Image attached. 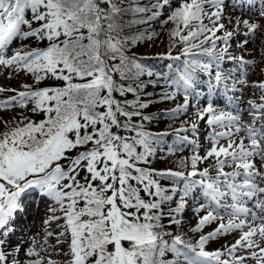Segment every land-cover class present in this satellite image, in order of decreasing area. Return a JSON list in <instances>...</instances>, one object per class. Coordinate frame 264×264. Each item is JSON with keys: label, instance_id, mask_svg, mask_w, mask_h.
Instances as JSON below:
<instances>
[{"label": "snow or ice", "instance_id": "6c2138e0", "mask_svg": "<svg viewBox=\"0 0 264 264\" xmlns=\"http://www.w3.org/2000/svg\"><path fill=\"white\" fill-rule=\"evenodd\" d=\"M105 3L107 7H101ZM222 4L223 0H181L172 9L170 0H156L152 6V17L169 8L165 23L175 25L171 36L183 47V64L169 65L170 73L160 74L173 89L163 93L162 99L178 94L184 97V104L173 110V117L187 111L193 95L200 100L201 93L195 90L197 70L209 73L215 63L216 82L223 77L217 61L227 55L232 33L215 37L224 27L219 23ZM206 5L217 11H206ZM126 11L147 13L149 8L129 5L125 9L120 0H0V64L31 74L35 85L48 78L62 82L57 87L24 84L22 91L11 90L15 95L0 103V110L31 106L32 113L44 117L37 122L21 113L14 125L5 121L6 130L0 134V248L32 190L55 201L63 213L51 219L64 220L60 235L68 240L66 264H246L249 259L264 264V171L253 163L258 157L264 164V128L242 124L238 106L233 111H218L209 100L203 109H197L198 118L206 116L213 128L206 155L200 156L197 148L190 165L183 162V167L191 169L186 173H157L142 167L150 163L154 146L162 141L133 123V117L141 113L127 111L129 102L122 103L114 95L136 91L119 83L115 75L127 79L130 64L137 76L146 71L145 66L125 55L128 40L120 38V19ZM205 16L209 25L203 23ZM244 24L248 33H254L256 25ZM29 38L47 41V46L6 55L16 41ZM217 39L223 40L224 49L213 56ZM206 42L210 46L204 47ZM198 53L208 56L209 61L200 60ZM147 74L152 76L153 72L147 70ZM259 87L264 91V83ZM147 106L139 102L132 105ZM252 107L249 114L254 120L264 119V115H257L264 113V103ZM190 131L196 133L195 124ZM168 150L173 151L171 147ZM210 158L215 160L214 178L210 169L197 167ZM226 167L234 170L225 172ZM163 178H176L174 182L182 181V185L167 190L161 187ZM197 188L204 203L195 211L206 215L193 231L218 219H227V223H220L214 232L193 244L182 235L164 232L161 219L164 205L175 201L168 217L170 224L179 225L176 216ZM236 231L239 238L226 252L229 260L221 258L225 253L205 250L209 239ZM238 251L245 255H237ZM168 253L172 260L164 259ZM28 255L40 254L29 250ZM0 264H7L3 251ZM31 264L44 262L36 259Z\"/></svg>", "mask_w": 264, "mask_h": 264}, {"label": "trees", "instance_id": "16d2710c", "mask_svg": "<svg viewBox=\"0 0 264 264\" xmlns=\"http://www.w3.org/2000/svg\"><path fill=\"white\" fill-rule=\"evenodd\" d=\"M121 6L127 9L129 5L147 7L149 11L147 13H133L126 11L122 18L120 19V24L122 32L120 33V38H127L128 44L125 49V55L131 60L140 63L141 65L148 67L153 71H157L152 76H150L152 95L148 106L145 108H134L132 105H135L137 102L146 103L140 96V93L135 88L136 83V69L131 67L129 77L127 79L121 80L120 76L117 74L114 78L119 82L127 86H132L136 89L135 92L126 93L124 96H120L118 93L114 94L117 100H120L122 103L128 101L129 104L126 106L127 111H139L140 116L133 117V123L141 125L143 131L151 133L153 136H158L162 141L161 144L155 145V154L149 157L150 163L141 165L149 170L157 172L160 169L164 168H177L182 170H188V168L183 167V162L189 163L190 160L186 161L185 154L183 155L184 150V141L181 139L183 137L184 131L179 130L183 124H186L191 117H188V109L191 108L190 102H188V108L186 112H182L176 116H172V112L178 106L184 104V99L181 98L178 94L172 99H162V94L165 92H171L173 89L168 85L165 78L160 74H169V68H159L156 64L150 59V55L154 52V48L162 51H177L182 45L176 38L175 40L171 36V31L174 29L175 25L171 22L165 23L167 17L170 15V10L168 7H165L163 11H160L159 15L152 17L153 8L152 6L156 4V0H120ZM178 0H170V6L172 9H175L179 6ZM101 7H107V4H101ZM30 15V14H29ZM149 17H152L149 19ZM34 27H38V24H34ZM27 30V29H25ZM160 38L158 41L157 39ZM47 41L40 42L35 40V38H29L27 40H18L14 48L15 51L19 50H29L34 48H44L47 46ZM208 46H210L208 44ZM224 46L223 40L216 41V48L214 52H218ZM119 62L118 60L116 61ZM223 65V64H221ZM211 69L217 70L215 67ZM226 69H220V71H225ZM20 75L17 77V83L14 84L16 90L15 92L22 91V85L31 84L35 87H57L61 86L62 82L55 80L54 78H48L42 80L38 85H35L34 78L31 74L19 71ZM173 73V72H172ZM174 75V74H173ZM147 81V83H148ZM15 92H11V96L15 95ZM31 106L27 109L13 108L11 109V117L7 121L9 125H14L16 120L20 118L21 113L28 116L30 119L35 121H40L43 119L42 113H32L30 110ZM191 114V113H190ZM151 117L149 120H144L143 117ZM123 121V118H121ZM6 130L5 124L0 127V134ZM125 134V133H121ZM172 148L173 151H169V148ZM188 156V155H187ZM190 157V156H188ZM83 175V174H82ZM176 178H163L160 180L161 187L171 190L177 188L179 185H182V181L174 182ZM31 194V191H29ZM171 195V191L168 192ZM143 196L144 194L141 193ZM147 199V197H144ZM179 198L177 194L176 199ZM49 202V215L51 217H62L59 205L55 203L50 198H47ZM188 202V200H187ZM176 206L175 202H168L164 205L163 211L164 216L161 219V223L166 226L164 230L174 233L178 228L177 224L169 223L168 212L170 208ZM182 213H185V209ZM177 219H181V213L177 214ZM56 223L55 234L57 235L56 239H61V242L64 244V249L68 254V240L65 237H62L60 234L64 231L63 224L64 220L58 219L53 220ZM181 232V231H180ZM166 255H169L166 254ZM170 260L173 259L172 254L169 255Z\"/></svg>", "mask_w": 264, "mask_h": 264}, {"label": "rangeland", "instance_id": "374dc122", "mask_svg": "<svg viewBox=\"0 0 264 264\" xmlns=\"http://www.w3.org/2000/svg\"><path fill=\"white\" fill-rule=\"evenodd\" d=\"M240 5H242V0H237ZM250 14L247 16H242L238 13H236L234 10L230 9L225 12L227 23H229L228 28L232 31L234 26H243L246 27L243 23L244 21H247L249 25H256L257 27L254 30V33H249L250 39L247 40V43L243 45V52L241 53V57L248 61L249 67H248V77L244 78L243 84H244V90L245 95H242L243 99L242 106L246 110L249 106V110L253 111V104L258 105L260 97H264V91H262L259 87V84L264 83V15H261V12L264 11V6L261 5V2L256 6L255 2H250ZM228 17V18H227ZM243 116L248 118L249 113L244 112ZM2 115H8L7 111H1ZM6 116L5 118H7ZM249 118L250 123L243 120L244 118H241L242 124L250 125L251 127H254L256 129H260L259 127L264 128V126H261L259 124H254V117L253 115ZM257 125V126H256ZM243 135V133H241ZM254 164L257 168H259L261 171H264V164L260 160H254ZM261 186H264V181L261 182ZM38 210V209H37ZM32 214L30 216V222L32 225V229L36 234L31 238V241L29 240V231L25 234L26 239L29 241L25 246L21 248L19 244H17L18 248L15 250V258L21 259L22 254H25L23 259L24 261H27V254L28 250H26L27 246H30L31 244L34 246H39L40 243L42 244L44 241L42 240L43 232L41 228L43 229L44 226L40 228L41 225H43V210L39 209L37 212L34 211V207L31 209ZM212 231L216 229V225L212 224ZM23 228V227H22ZM50 229V228H49ZM207 230V229H206ZM25 232H27L26 229H24ZM206 234H208V231H206ZM264 246V245H262ZM4 252V251H3ZM34 256L32 259H35ZM25 264H31V263H25Z\"/></svg>", "mask_w": 264, "mask_h": 264}]
</instances>
